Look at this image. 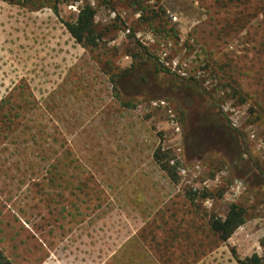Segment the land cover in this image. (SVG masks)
I'll list each match as a JSON object with an SVG mask.
<instances>
[{"label":"rangeland","instance_id":"374dc122","mask_svg":"<svg viewBox=\"0 0 264 264\" xmlns=\"http://www.w3.org/2000/svg\"><path fill=\"white\" fill-rule=\"evenodd\" d=\"M86 6L95 48L64 27ZM139 64L162 91L173 77L198 82V111L214 101L264 172V0H0L10 264H264V189L247 177L259 172L228 152L186 153L184 100L113 85ZM233 205L245 224L222 243L209 223Z\"/></svg>","mask_w":264,"mask_h":264},{"label":"trees","instance_id":"16d2710c","mask_svg":"<svg viewBox=\"0 0 264 264\" xmlns=\"http://www.w3.org/2000/svg\"><path fill=\"white\" fill-rule=\"evenodd\" d=\"M55 14H57L55 10ZM94 17L95 12L88 6L80 10L77 20L74 24H64L65 29L77 44L83 47L95 48L94 38ZM150 73L146 65L139 64L132 71L124 73L114 80L113 85L116 89L121 90L131 85L138 94L139 99L150 97L155 100H177L187 103L184 110L183 121V144L190 145V150L185 152H197L210 148L218 150L220 153H229L228 158L231 164L240 168L246 173L247 163L258 171L259 174L248 175L251 184L257 185L264 189V172L260 164L255 161L248 152L246 138L238 129L230 125L222 116L218 105L209 99L210 109L207 112H199L198 106L201 105L205 96L198 82L193 79H181L173 77L169 89L162 91L157 88L149 77ZM185 103V104H186ZM126 108H133L124 105ZM160 150L154 153V161L161 165L162 159L159 157ZM247 157V158H245ZM186 162H192L194 158H184ZM162 170L171 174L170 170L161 166ZM174 170V168H170ZM246 181V180H245ZM245 211L238 206H231L226 217L222 219H214L209 223L210 230L217 236L222 243L227 242L230 237L245 224ZM255 260V258H253ZM247 262L251 260H246ZM256 263V262H255ZM0 264H10L0 254Z\"/></svg>","mask_w":264,"mask_h":264},{"label":"built area","instance_id":"2783aa9c","mask_svg":"<svg viewBox=\"0 0 264 264\" xmlns=\"http://www.w3.org/2000/svg\"><path fill=\"white\" fill-rule=\"evenodd\" d=\"M170 165H171L172 167H174V169L177 170V173H178V175H179L181 168H178V166H177V164H175V162H171ZM181 172H182V171H181Z\"/></svg>","mask_w":264,"mask_h":264}]
</instances>
